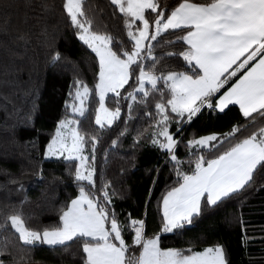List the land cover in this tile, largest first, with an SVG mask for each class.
<instances>
[{
  "label": "trees",
  "instance_id": "1",
  "mask_svg": "<svg viewBox=\"0 0 264 264\" xmlns=\"http://www.w3.org/2000/svg\"><path fill=\"white\" fill-rule=\"evenodd\" d=\"M157 2L158 11L169 14L181 0ZM63 4L64 0H0V223L7 216L20 213L29 228L39 231L58 226L61 209L79 194L74 182V165L70 167L62 158L46 160L44 152L58 121L73 116L65 104L72 102L69 93L75 95V81L81 80L94 89L99 72L98 58L78 39ZM84 10L93 22L94 31L115 37L114 50L119 51L121 46L131 50L133 42L127 36L123 15L111 0H85ZM145 14L151 25L156 13L149 9ZM136 25L141 27L139 21ZM153 29L154 26L150 28ZM184 34L181 30H168L151 41L157 75L191 71L179 55L187 48L183 41L177 40ZM56 52L61 59L53 63L52 56ZM152 63L151 59L144 60L146 66ZM243 71L229 79L217 96ZM135 73L139 74L138 68ZM136 86L133 76L119 91L127 96ZM157 87L164 89L163 82ZM164 92L167 93V89ZM107 97L105 106L115 110L117 97L113 93ZM159 99V92L152 93L146 106L137 104L131 113L130 101L120 99V117L111 127L101 129L95 123L99 97L93 91L86 102L85 116L76 117L83 133L98 137L94 152L95 188L91 189L85 182L86 187L91 189L94 198L103 200L101 189L109 185L107 191L112 202L107 206L110 211L116 213L122 224L128 222L129 216L144 220L145 238L160 234L162 248L201 252L220 245L227 264H264L262 165L257 166L249 186L222 198L215 206H208L203 197L202 213L191 225L161 233L162 197L178 186V177L167 152L151 143L157 119L155 102ZM149 112L151 115L146 114ZM233 126H238L240 131L227 143L200 151L192 149L195 154H190L188 141L210 134L223 135ZM125 128V134L120 135ZM260 128H264V115L258 112L245 118L236 105H229L224 112L205 107L190 123L169 125V131L179 141L176 155L184 161L182 170L189 174L195 167L197 155L215 158ZM114 140L116 146H113ZM92 153L89 143L84 154L91 156ZM133 235L129 228L124 229L128 245H132ZM68 245L66 248L25 245L9 225L0 231V264H83L81 242L74 240ZM139 251L140 246H132L128 255L138 256Z\"/></svg>",
  "mask_w": 264,
  "mask_h": 264
},
{
  "label": "snow or ice",
  "instance_id": "2",
  "mask_svg": "<svg viewBox=\"0 0 264 264\" xmlns=\"http://www.w3.org/2000/svg\"><path fill=\"white\" fill-rule=\"evenodd\" d=\"M84 3L85 0H64L63 7L77 30L78 39L98 58V81L94 89L81 80L75 81V95L69 93L72 102L65 104L72 110L73 116L58 121L45 151V157L62 158L70 167L74 165V182L79 194L61 209L60 223L54 228L43 231L31 229L24 217L16 213L0 223V231L10 225L25 245L66 248L68 242L78 240L82 244L83 264H227L225 251L220 245L201 252L162 248L160 234L145 238L144 220L129 216L128 222L122 224L107 206L112 202L107 184L101 189L103 200L94 198L91 189L95 188L94 152L98 137H88L83 133L79 127L80 120L75 117L85 116L88 111L86 102L94 91L99 97L95 123L101 129L111 127L120 117V99L130 101L128 109L131 113L135 105L146 106L147 98L159 92L151 143L167 152L178 177V186L172 187L162 197L160 231L171 233L191 225L194 218L202 213V197H206L208 206H215L222 198L249 186L257 166H264V128L231 145L215 158L206 159L203 154L197 155L195 167L189 174L182 170L184 161L176 155L179 141L169 131V125L172 122L190 123L205 107L224 112L229 105H238L245 118L258 112L264 115V0H205L202 3L181 0L169 14L158 11L157 0H111L123 15L127 36L133 42L130 51L122 46L119 51L114 50L117 47L115 37L92 29L93 22L84 10ZM149 9L156 13L151 25L145 14V10ZM137 21L142 27L136 25ZM153 26L154 30H150ZM168 30L185 33L177 40L187 45L179 55L190 72L156 74L151 41H156ZM20 39L23 40L24 36ZM60 59L59 52L52 56L53 63ZM146 59L153 60V63L146 66ZM136 68L139 69L138 75ZM242 69L243 74L237 81L214 100L225 83ZM133 76L137 86L123 96L119 89L129 84ZM161 81L167 93L157 87ZM146 84L151 87H146ZM108 93L117 97L115 110L105 106ZM146 114L151 115L150 112ZM126 131L127 128L120 135ZM239 131L238 126H233L230 132L223 135L193 138L188 141L187 147L190 154H195L192 149L216 148L233 139ZM89 143L93 149L91 156L84 154ZM116 144L114 140L113 146ZM85 182L91 189L86 187ZM125 228L134 233L132 245L124 239ZM132 246H140L138 256L128 255Z\"/></svg>",
  "mask_w": 264,
  "mask_h": 264
},
{
  "label": "crops",
  "instance_id": "3",
  "mask_svg": "<svg viewBox=\"0 0 264 264\" xmlns=\"http://www.w3.org/2000/svg\"><path fill=\"white\" fill-rule=\"evenodd\" d=\"M246 55H247V54H246ZM242 59H243V58H242ZM238 63H239V62H238ZM234 67H235V66H234ZM242 74H243V73H242ZM242 74H241V75H242ZM239 77H240V76H239ZM239 77H238V78H239ZM238 78H237V79H238ZM237 79H236V80H235V81H234V82H233V83H232V84H231V85H230L225 91H223V92H222L221 94H219L218 96L216 95L215 99H218L220 95H223V93L226 92V91H227V90H228V89H229V88H230V87H231V86L237 81ZM215 99H214V100H215ZM236 106H238V105H236ZM238 107H239V106H238ZM218 111H219V110H218ZM202 198H203V197H202ZM205 198H206V197H205ZM161 213H162V204H161Z\"/></svg>",
  "mask_w": 264,
  "mask_h": 264
},
{
  "label": "rangeland",
  "instance_id": "4",
  "mask_svg": "<svg viewBox=\"0 0 264 264\" xmlns=\"http://www.w3.org/2000/svg\"><path fill=\"white\" fill-rule=\"evenodd\" d=\"M141 27H142V25H141ZM154 30V29H153ZM147 85V84H146ZM108 94H111V93H108ZM107 94V95H108ZM76 118V117H75ZM50 142V141H49ZM48 145V144H47ZM47 147V146H46ZM45 151H46V149H45ZM44 159H57V157H45V152H44ZM136 247H139V246H136ZM140 252V251H139Z\"/></svg>",
  "mask_w": 264,
  "mask_h": 264
}]
</instances>
